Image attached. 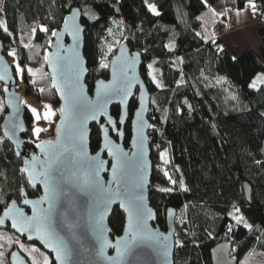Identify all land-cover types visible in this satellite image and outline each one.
I'll return each instance as SVG.
<instances>
[{"label":"trees","instance_id":"obj_1","mask_svg":"<svg viewBox=\"0 0 264 264\" xmlns=\"http://www.w3.org/2000/svg\"><path fill=\"white\" fill-rule=\"evenodd\" d=\"M0 1L4 53L8 56V48L16 46L19 63L34 69L32 79L25 73V92L53 105L55 125L60 100L45 58L54 41L52 32L62 27L73 7L83 13L91 89L96 80L109 77L110 61L124 42L132 51L142 52V74L147 80V61L154 60L160 82L148 80L152 94L150 200L157 209L158 225L166 227V212L173 208L189 231V239L175 249L174 264H212L211 251L223 241L231 244V255L240 264H245L246 253L252 249L259 251L264 264V84L251 87L257 74L264 72V62L251 49L234 56L218 41L208 39L199 18L209 6L241 9L249 2L264 15V0ZM149 5H155L159 15L150 16ZM28 33L33 36L30 43L24 41ZM259 34L264 41V24ZM102 61L109 67L102 68ZM4 87L0 83V212L11 199L20 200L24 188L29 194L33 190L22 158L2 133L7 112L6 106L1 109ZM137 105L135 96L129 105L131 117ZM112 114L118 119L119 106L112 107ZM25 119V144L32 148L41 139L34 135V115L28 107ZM130 138L129 120L127 146ZM100 143V129L93 124L92 150ZM246 182L251 185L250 201ZM124 224L125 212L116 206L110 216L113 236L122 233Z\"/></svg>","mask_w":264,"mask_h":264},{"label":"snow or ice","instance_id":"obj_2","mask_svg":"<svg viewBox=\"0 0 264 264\" xmlns=\"http://www.w3.org/2000/svg\"><path fill=\"white\" fill-rule=\"evenodd\" d=\"M149 8L154 14L159 15L154 6L150 5ZM76 15L77 13L73 12L64 22L65 31L70 32L73 39V46L67 49L71 55L61 56L58 51L56 56L50 60L53 68V87L60 90L65 101L64 106L60 109L62 118L60 127L57 129L58 139L55 143L45 141L36 145L46 157L43 161L42 170L37 171L35 165L23 169V171L28 172L29 182L34 187L37 180L43 184L44 195L36 200L25 199L23 201L24 204L32 206L30 217L17 207L15 201H12L11 206H6L4 216L11 217L12 228L18 229L20 232H35L55 252V259L59 261V264H70L73 252L77 249H74L65 237L59 235L55 227L54 217L56 206L60 200L68 195L73 186L78 187L80 191L95 198V234L101 245L99 255L103 256L104 249L110 246L105 235L107 230L103 227L105 213L108 210V205L119 198L121 207L128 213L127 230L125 236L118 239L114 246L116 256L107 259H111L113 264H122L131 250L141 243H149L166 257L168 254L167 237L161 240L159 235L151 230L147 224V221L153 218V213L144 204L143 188L146 175L144 167L134 159L137 154L132 153L129 156L118 146H113L108 138L109 129L103 128L104 147L107 148L108 154L115 158V163L111 168L112 178L116 185L113 189L111 187L106 188L100 176V173L105 170V162L99 160L98 157H89L85 147V125L89 119L97 120L98 116L101 115L107 116L108 124L118 135H122L117 127V121L108 116L107 105L114 97L119 96L127 99L134 79V77L128 76L127 70L135 65L139 54L134 57H126L125 49L122 46L120 55L112 67V81L107 84L104 81H98L96 100H90L80 84V76L86 69L83 68V62L76 51L79 34L82 31L75 23ZM42 30L47 31V29ZM52 35L59 38L61 34L53 31ZM100 66L102 68L109 67L103 61ZM58 75L61 77L59 83L57 82ZM257 79L261 78L258 77ZM251 87L256 88L257 84L253 83ZM45 107L48 110L45 111L44 119L50 120L54 113L50 111V106L46 105ZM32 112L35 113L36 109H32ZM142 112L143 108L136 113L138 121L141 122L138 131L141 132L143 126ZM36 119L39 120L40 117L37 115ZM15 127L17 126L13 125V128ZM8 131L6 128V135ZM41 131L40 128L34 129L37 136ZM133 146H136V141H133ZM32 159L36 160L37 158L33 157ZM25 163L27 164V161ZM53 165L56 167L54 168ZM159 190L162 192L171 191L168 188ZM45 203H47L46 208L42 207ZM233 218L237 222L241 220V217L234 216ZM89 220H93L91 213ZM4 222L3 219H0V225H3ZM66 226L71 231V225L66 223ZM245 227L250 228L251 225L245 224ZM229 231H231L230 228ZM71 239L79 243L74 232ZM21 247L23 248V245ZM33 264H36L34 258ZM45 264H50V262L45 259Z\"/></svg>","mask_w":264,"mask_h":264},{"label":"water","instance_id":"obj_3","mask_svg":"<svg viewBox=\"0 0 264 264\" xmlns=\"http://www.w3.org/2000/svg\"><path fill=\"white\" fill-rule=\"evenodd\" d=\"M77 13L75 23L82 29L79 34V39L77 42L76 51L79 53V57L83 62V68L86 69L80 76V84L83 86L85 94L90 100H96V90L98 86V81H104L106 84L112 81V67L116 62V58L120 55V49L123 46L125 49L126 57H134L136 54L138 58L136 59L135 65L128 68V76L134 77L132 80V86L130 94L125 100L123 97H114L110 103L107 105L108 116H111L117 121V127L122 135H118L116 131L108 124L107 116H98L97 120L89 119L85 125V147L87 149V154L89 157H98L99 160L105 162V170L100 173L101 179L104 182L106 188H115V182L112 178V165L115 163V158L108 154L107 148L104 147V132L103 128L107 127L108 138L112 142L113 146H118L123 152L128 153L129 156L132 153H136L137 156L134 158L144 167V172L146 175V180L144 182L143 195L144 204L153 213V218L147 221L148 227L156 232L160 239L163 240L167 237L166 243L168 245L167 256L161 255L154 246L149 243H141L136 245L129 255H127L122 262V264H174V252L177 247L176 244V231H177V211L173 208H169L166 212V227L163 228L157 224V209L151 204L150 200V187L151 178L153 172V162L151 158V146L149 137V128L151 126V121L149 119V111L151 105L152 94L149 89L148 80L143 77L142 74V64L144 62L143 54L140 51H132L129 45L124 42L120 45L115 55L110 61L109 67V77L105 79H98L94 82V86L91 89L87 79L90 73L88 67L87 57L85 55V24L83 23V13L82 9L79 7H73L68 15V18L73 14ZM64 20V22H65ZM63 22L62 27L55 31L59 34V38L54 36V41L51 45L50 51L47 55L46 65L49 69V74L53 77V68L50 60L53 59L57 52L59 51L61 56L71 55L67 49L73 46V39L70 32L65 31V24ZM62 46V47H61ZM53 81V79H52ZM57 82H61V77L57 76ZM0 83L4 84V102L7 109V113L4 115L2 120V133L4 137L12 144L14 152L22 158L23 169L31 165H35L37 171L42 170L44 167L43 161L46 159L44 153L36 145L41 144L45 141H52L55 143L58 139L57 129L60 127L61 113H59L58 121L55 125L54 135L52 137L41 139L36 142L32 148H28L25 144L24 134L28 130V125L25 119L26 106L23 104V98L17 89V75L15 74L14 67L10 62L8 56L4 53V44L0 39ZM56 91L60 100V109L64 106V98L58 88ZM137 96L138 105L134 110L132 117L130 115L129 105L131 100ZM119 106L120 114L118 119L112 114V107ZM142 112V132L138 131L141 122L138 121L137 112ZM103 119V122H102ZM130 120L131 124V138L129 145L125 144V126ZM96 124L101 132V143L100 147L93 151L91 148V132L92 125ZM13 125L17 127L13 128ZM8 129V134H5V129ZM14 132V134H13ZM133 141H136V146H133ZM36 157V160L32 158ZM75 158V157H74ZM27 161V164L25 163ZM55 168L56 165H53ZM31 171V168H29ZM25 172V171H24ZM26 178L28 180V185L31 188H39V195L37 197H32L29 195L27 190L24 188L20 195V200L17 198L11 199L7 206H11L12 201L16 202L18 208L22 209L26 216L32 215V206L30 204H24V200H36L44 195L43 184L37 180L35 187L29 182L28 172H25ZM67 176L65 177V179ZM245 195L247 199L251 200V185L249 183L244 184ZM95 198L94 196L87 195L80 191L78 187H72L71 191L67 196L63 197L57 204L55 209V227L59 235L65 237L69 241V244L77 249L73 252L72 260L70 264H113L111 259L116 256V242L125 236L128 224V213L121 207L119 198L113 203L108 205V210L105 213L103 220V227L107 230L105 235L110 242V246L104 249L103 256L99 255L100 242L96 239L95 234ZM116 206H119L122 211L125 212V224L123 231L120 235L113 236V230L110 225V216ZM46 208L47 203L42 205ZM6 208L0 212V219L5 222L0 225V229L10 227L11 230L16 232L22 238H25L28 242H33L42 247L47 253L51 254L54 260V264H59V261L55 259V252L47 246V244L41 240L35 232L25 231L20 232L18 229L12 228L11 217H5L4 211ZM92 214L93 220H89V214ZM71 225V231L66 226ZM75 233L79 243L76 240L71 239V236ZM88 249V251H85ZM212 264H240L239 258L233 257L231 255V244L228 241H223L217 243L212 251ZM10 264H32L27 257V255L19 248L16 247L9 253Z\"/></svg>","mask_w":264,"mask_h":264},{"label":"rangeland","instance_id":"obj_4","mask_svg":"<svg viewBox=\"0 0 264 264\" xmlns=\"http://www.w3.org/2000/svg\"><path fill=\"white\" fill-rule=\"evenodd\" d=\"M154 6L156 11L158 12V9L155 5ZM150 16H155L150 8H149ZM203 17V14L200 15V18ZM253 17H257L254 16ZM259 18V17H258ZM261 20H263L262 17H260ZM264 21V20H263ZM5 24V19L2 11V3L0 1V26H3ZM24 41L26 43H30L32 41V34L28 33L24 35ZM8 58L12 64H15L17 69V89L19 93L21 94L23 98V104L28 107L31 111L32 109H36V112L33 113L34 115V128H40L42 131L37 136L34 132V135L38 139H46L49 137H52L54 134V126L57 118V112L53 105L47 101H40L33 95L27 94L25 92L24 88V77L25 73L29 74V78L32 79V74L34 69L30 66H22L18 61V49L16 46H12L8 48ZM154 60H148L147 61V69H148V77L151 81L155 82L156 84H159V73L155 66ZM261 79H257V78ZM148 79V80H149ZM253 83H256L257 86H260V84H264V72H260L257 74V76L253 79L251 85ZM50 106V111L54 113V115L51 116L50 120L44 119L45 106ZM5 108V104L1 102V109ZM7 113V112H6ZM5 113V114H6ZM39 116L40 119L37 120L36 116ZM43 122V126H39L38 123ZM161 158H165L166 153L162 152L160 154ZM162 167V166H161ZM177 231H176V244H182L186 242L189 239V231L185 225L180 224V222L177 220ZM244 224H248L247 222H244ZM13 245H18V247L27 255L30 262L33 264V258L35 259L36 264H45V259H47L51 264V257L49 253H47L42 247H40L38 244L33 242H27L26 240H23L21 236H19L16 232L8 229V228H2L0 229V264H10L9 261V253L11 251V248ZM23 245V248L21 247ZM246 262L245 264H261V257L258 250L252 249L249 252L246 253Z\"/></svg>","mask_w":264,"mask_h":264},{"label":"crops","instance_id":"obj_5","mask_svg":"<svg viewBox=\"0 0 264 264\" xmlns=\"http://www.w3.org/2000/svg\"><path fill=\"white\" fill-rule=\"evenodd\" d=\"M253 8L254 2L241 9L209 6L200 14H203L202 18L199 15L205 36L211 41H218L219 46L225 47L234 56L251 49L264 62V41L259 34V27L264 21L253 17Z\"/></svg>","mask_w":264,"mask_h":264},{"label":"built area","instance_id":"obj_6","mask_svg":"<svg viewBox=\"0 0 264 264\" xmlns=\"http://www.w3.org/2000/svg\"><path fill=\"white\" fill-rule=\"evenodd\" d=\"M253 15H254V16H257V17H262L263 20H264V15L260 14L257 10H254V11H253ZM38 125H39V126H43V122H39ZM160 169H161V171H162V170H163V167H161ZM39 192H40V191L35 190V188H33V190H31V192H30V196H32V197H37V196L39 195Z\"/></svg>","mask_w":264,"mask_h":264},{"label":"flooded vegetation","instance_id":"obj_7","mask_svg":"<svg viewBox=\"0 0 264 264\" xmlns=\"http://www.w3.org/2000/svg\"><path fill=\"white\" fill-rule=\"evenodd\" d=\"M35 190H37V189H35ZM8 229H10L11 230V228L10 227H8ZM13 231V230H12ZM23 240H26L25 238H22ZM27 241V240H26ZM28 242V241H27ZM16 247H18V245H13V247L11 248V250H13L14 248H16ZM50 255V254H49ZM50 257H51V264H54V260H53V257H52V255H50Z\"/></svg>","mask_w":264,"mask_h":264}]
</instances>
